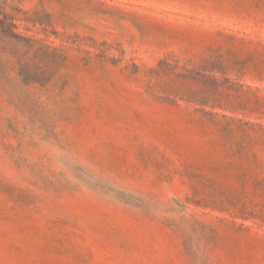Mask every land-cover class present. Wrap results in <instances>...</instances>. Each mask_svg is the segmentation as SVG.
Masks as SVG:
<instances>
[{
  "label": "rangeland",
  "instance_id": "374dc122",
  "mask_svg": "<svg viewBox=\"0 0 264 264\" xmlns=\"http://www.w3.org/2000/svg\"><path fill=\"white\" fill-rule=\"evenodd\" d=\"M0 264H264V0H0Z\"/></svg>",
  "mask_w": 264,
  "mask_h": 264
}]
</instances>
